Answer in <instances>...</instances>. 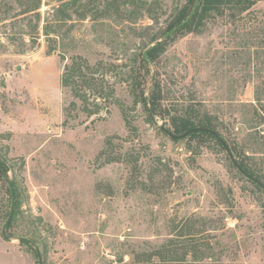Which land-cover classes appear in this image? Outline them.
Wrapping results in <instances>:
<instances>
[{"label": "rangeland", "instance_id": "rangeland-1", "mask_svg": "<svg viewBox=\"0 0 264 264\" xmlns=\"http://www.w3.org/2000/svg\"><path fill=\"white\" fill-rule=\"evenodd\" d=\"M156 1L149 11L125 0H41L28 11L33 0H0V157L16 202L5 229L11 242L2 236L11 195L0 178V264H38L34 247L18 237L37 241L43 264H146L176 236L188 244L176 256L190 264H264V191L216 141L171 139L159 126L169 120H155L120 78L186 2ZM48 18L55 19L52 42L43 35ZM71 57L121 65L105 70L104 86L114 92L98 115L87 117L60 84ZM153 72L164 104L191 95L225 138L242 139L264 175V0L235 18L211 16L199 33L172 36L145 91ZM192 244L207 257L195 260Z\"/></svg>", "mask_w": 264, "mask_h": 264}, {"label": "trees", "instance_id": "trees-1", "mask_svg": "<svg viewBox=\"0 0 264 264\" xmlns=\"http://www.w3.org/2000/svg\"><path fill=\"white\" fill-rule=\"evenodd\" d=\"M33 1L34 4L32 5V8L28 11H34L40 8L41 0ZM61 1H64V4L67 3V0ZM78 1L80 0H68L69 3H76ZM133 1L134 0H125L124 4L129 5V7L135 6L137 8L148 5L149 11H151L153 7H157L158 5L156 0H153L149 3H147V1L145 0H138L137 4H135V2ZM259 1L261 0H200L194 15L186 24H184L181 28H179L168 38L155 44L151 49H149L147 53L149 61H147L143 53H141L140 55H138L137 62L135 63V66L132 69H129L128 72L120 71L119 74L121 79L124 77V79L130 81L131 85H134V87L137 88L138 98L135 100V102H143L146 105L148 112H150V115L153 116L150 110L151 108L153 113L161 120H169L170 127L167 128L169 131L174 134H181L195 127H206L217 131L226 141L239 165L246 172L255 176L264 183V175L261 176L260 170L255 167L256 164L249 161V159H251L250 156H248L243 150L241 141L242 139L238 138L237 135L234 136L233 142H230L227 138H225L219 129L217 120L214 119L211 114L207 111L201 110L200 105L195 102V98L191 97L190 95L185 100L176 99V104L172 105L175 107H168L166 104H164V101H166V92L163 88L161 81L157 78H154L150 86L147 87V90L145 91L147 75H149V73L151 72V64H156L158 54L162 51L164 44L170 38H172V36L182 31L199 33L205 26V22L211 16L228 15L232 18H235L243 15L244 13H248L251 8ZM194 2L195 0H186L184 5L174 10V13L169 19L167 27L162 33V35L179 25L189 16ZM130 12L132 13V20L139 19L137 14L138 12L134 10H131ZM35 13L40 18L39 11ZM83 15L84 14H82V16ZM54 21L55 19H45L43 35L45 36L48 42H52V40L55 39L52 35V32L54 31L52 29ZM159 37L160 36H158L157 33L153 34L152 38L150 39V42H154ZM61 59L62 61L66 59L63 54L61 55ZM119 66L121 65L114 63L103 64L102 62L91 64L88 60H84V58L82 57H71L70 62L64 64L63 71L60 77V84L63 89H65L73 98L79 99L81 101L79 109L83 113H85L87 117L98 115L102 111V109H107L109 107L114 92L109 87L106 88L104 86V74L106 73L105 70L107 69V71H114ZM146 93L148 96V101H146L145 99ZM255 95V100L257 102H260L261 98L258 94V91L255 93ZM69 106L73 107L74 109L78 108L77 103L75 101H72ZM148 106H150V108ZM67 109L70 110L69 107H67ZM164 123L166 124V122ZM253 131L255 135H253L252 138L256 141L258 145V132L256 130V126L254 127ZM184 138L209 139L216 141L220 145L219 141L215 136L205 131H195L188 134ZM220 147L222 148L221 145ZM254 152H261L260 148L257 147ZM0 161L6 162V159L0 157ZM6 173V168L2 164H0V178L3 179L6 176ZM253 184L257 189L263 191L258 185H256L255 183ZM15 218L16 212L14 210L13 216L8 224V229L13 226ZM8 236L12 237L14 235L9 232ZM176 237L177 238H169L167 241L155 248L153 253L159 257V260L146 262V264H190L185 262L184 259L180 258L179 256H176L180 249V246L188 247V244H185V241L181 240V236ZM30 238H32V236H30ZM31 240L37 242L34 238ZM189 247H192L191 251L195 253V260L207 257L206 251L200 252L198 250V245L192 244ZM206 249H210L209 244L205 246V250Z\"/></svg>", "mask_w": 264, "mask_h": 264}, {"label": "water", "instance_id": "water-1", "mask_svg": "<svg viewBox=\"0 0 264 264\" xmlns=\"http://www.w3.org/2000/svg\"><path fill=\"white\" fill-rule=\"evenodd\" d=\"M199 1L200 0H195L194 2V5L192 7V10L189 14V16L184 20L182 21L179 25H177L176 27H174L173 29H171L170 31H168L167 33H165L159 40H157L154 44H151L150 46H148L144 51H143V55L145 57V59L147 61H149L148 57H147V53L149 51V49H151L155 44L165 40L166 38H168L170 35H172L174 32H176L179 28H181L184 24H186L191 18L192 16L194 15L196 9H197V6L199 4ZM154 79V72H153V75H152V78H151V81H153ZM155 120H158L157 116L153 113V111H151ZM159 126L160 128L163 130V132H165L171 139H182L184 138L185 136H187L188 134L192 133V132H195V131H205V132H208L210 134H212L213 136H215L217 138V140L219 141L220 145L222 146L223 150L225 151L227 157L229 158L231 164L236 168V170L242 175L244 176L245 178H247L249 181L255 183L256 185H258L263 191H264V183L259 180L258 178H256L255 176L249 174L248 172H246L240 165L239 163L237 162L235 156L233 155V153L231 152L229 146L227 145L226 141L223 139V137L215 130L213 129H210V128H206V127H195V128H191L181 134H174L172 133L171 131H169L165 125L160 122L159 123ZM0 164H2L6 170H7V173H6V177H7V180H8V186H9V190H10V195H11V206H10V210H9V213H8V216H7V219L2 227V236L7 240V241H14L13 239L9 238L7 235H6V232H5V229L6 227L8 226L12 216H13V213H14V208H15V202H14V191H13V186H12V182H11V179H10V167L8 166V164L6 162H2L0 161ZM17 240L21 243H24V244H28V245H31L32 247H34L35 251H36V254H37V258H38V264H43V259H42V254H41V251H40V248L39 246L31 239L27 238V237H18Z\"/></svg>", "mask_w": 264, "mask_h": 264}]
</instances>
